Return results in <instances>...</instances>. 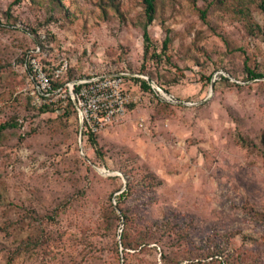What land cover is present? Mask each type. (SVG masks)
<instances>
[{"label":"rangeland","instance_id":"1","mask_svg":"<svg viewBox=\"0 0 264 264\" xmlns=\"http://www.w3.org/2000/svg\"><path fill=\"white\" fill-rule=\"evenodd\" d=\"M95 1L64 0L73 16L62 13L51 20L43 6L23 1L10 8L7 23L2 13L10 0H0V123L15 119L19 125L0 140L1 212L20 220L13 239L42 241L44 251L22 252L6 264H162L157 242L123 260L122 247L117 252L114 246L124 226L122 213L129 236L164 225L174 237L183 232L177 247L171 240L166 246L180 264H264V79L247 81L243 67L246 58L250 69L264 70L259 0H250L252 16L242 22L233 9L249 0H220L209 7L203 0H159L163 4L148 30L157 51L165 30H172L169 53L176 67L161 66L159 74L162 82L175 74L177 83L166 93L153 81L159 89L152 88L158 99L151 101L127 81L132 106L97 135L103 161L83 144L74 116L62 125L56 113H38L28 71L34 60L41 67L66 65L60 81L121 71L151 80L137 73L141 66L158 75L156 66L143 60V39L135 27L141 0H121L127 15L122 22L110 11L103 16ZM254 24L259 30L250 35ZM237 134L254 146H241ZM149 175L155 187L137 184ZM115 176L124 185L119 191ZM128 181L132 194L118 208L116 198ZM31 187L40 191L32 207L60 206L39 228L23 212ZM108 202L119 221L109 220Z\"/></svg>","mask_w":264,"mask_h":264},{"label":"trees","instance_id":"2","mask_svg":"<svg viewBox=\"0 0 264 264\" xmlns=\"http://www.w3.org/2000/svg\"><path fill=\"white\" fill-rule=\"evenodd\" d=\"M23 1H27L29 4L33 5L36 8L39 6L40 7L43 6L44 9H46L49 13L48 20H51L52 15L53 16L55 15L56 17L58 16L61 17L62 13H64L65 18H68L69 16L70 17L73 16V13H71V10L68 7H64V0H48L47 5H44V2L42 0H10V4L8 5V8L6 9L4 13H2V15L5 16V20L7 23L10 22L9 20H11L10 8L12 6L20 4ZM203 1L206 3L207 7L211 6L213 2L214 3L220 2V0H203ZM121 2H122L121 0H96L95 3L93 2L92 4L95 7L99 8L103 16L106 17L108 15L107 12L110 11L111 14L115 16V18H118L122 22L124 19L127 18V15L121 9V4H122ZM250 2H251L250 0L249 2L241 1L237 6L234 7L233 10L235 11V14L239 16L238 18L239 21L242 22L244 21L243 19H245L246 17L252 16L253 8ZM160 3L161 2H159V0H141L142 12L139 13L137 21L135 23V27L139 26L142 39H143V46H144L143 60L144 62L153 63L156 66V70H158V75L154 76L152 72L145 70V66H141L140 71L138 70L137 73L148 75L152 81H155V83L158 85V87H160V89L164 90L166 93H169L170 92L169 87L172 84L177 83V78H176L177 75L173 74L172 77L170 78V81H163L164 82L163 83L162 81H160L161 75L159 74V69H161L160 68L161 66L163 68L176 67L175 64L172 62V54L169 53L171 42H172L170 33H172V30L171 29L165 30V38L163 39L161 43V47L159 51H157L158 49L155 47V41L150 36L149 30H148V27L151 26L155 20L156 11ZM162 4L163 3H161V5ZM255 6H256L255 8L264 15V0L256 1ZM207 12H208V9L206 8H204L203 10H200V16L202 19L206 18ZM254 25L255 26H252L249 28L248 33L250 35H255V30L257 31L259 30V26L257 24H254ZM243 67H244V72L246 73L245 79L247 81H250V80L259 81L261 79H264V70L260 69L259 67L250 69L247 66L246 58L244 60ZM43 70L51 78L54 77L52 74V71L55 69L51 68L49 63L45 62L43 64ZM117 73H123V72L121 71ZM103 75H106V74L104 73ZM85 77L87 78L90 76L87 75ZM85 77L81 76L79 78H85ZM204 79L207 82H210L211 78L208 76V77H204ZM221 80L226 81V82L228 81V79L225 77H221ZM127 81H132L135 84H137L144 94L150 95L151 101H153L154 99H158L157 94L153 91V89L151 88V86L148 84L146 80L137 78V77H129V76L122 77V84L125 88V91L129 93L125 87ZM65 82L66 81H60L59 79H54L52 84H53V87L58 88V87H61ZM131 104L133 103L132 102L129 103L130 106H132ZM129 105L127 106V109ZM37 111L40 115L46 114V113H51V114L56 113V118L60 121V123H63L62 125H64V122H66L72 116H74L77 123H79L76 110L71 101H68V103L65 105V107L62 108L60 112H57V110L51 109L46 106L39 107ZM18 128H19L18 121L15 119H10L7 122L0 123V140L3 138V135L5 134L7 130L18 129ZM97 135H99V133L91 134V133L83 132L81 138H82L83 144H85V147L86 145H88L89 146L88 149L93 151L103 161V153L100 149V146L97 140ZM236 140L239 142L241 146L245 148H252L254 146V142L247 139L242 134H237ZM260 142L264 145V137L262 135L260 136ZM78 151H79V147H78ZM117 168L119 169L120 167H117ZM0 177H1V174H0ZM111 179L117 181L118 183L117 191L123 188L124 185H123L122 179L119 176L112 177ZM154 181H155V177L149 175L144 181L137 182V184L141 185L144 189L153 188L156 185L154 186L150 184V182H154ZM133 188H134V184L128 181L127 184L125 185V189L116 198V205L118 208L120 207L121 201L125 199L126 197H128L130 194H132L131 191ZM3 191L4 190H0V198L3 196L2 194ZM26 191H29V200L31 199V202L29 201V204H30L29 206L28 205L24 206L23 212L26 214L27 217H29V220L33 222L32 225L39 228L41 220L43 219L53 220L55 217L53 213H58L60 206L56 207L54 205L55 207L53 206L51 210L37 209L39 207L37 208L34 207L35 205L32 202L38 201L37 200L38 197L36 194H39L40 191L37 188H32V187L27 188ZM32 205L34 206L32 207ZM1 210H2V205H0V254L1 255L5 254L3 256H5L6 260L5 259L3 261L0 260V264L11 263L12 260L15 257L19 256L20 253L22 252L23 254L25 253L26 255H29L31 253L33 254L43 253L44 251L42 248V245H43L42 241H36V244H35L31 242V237L29 239L25 237L23 241H19V238L13 239L14 234H12V230L14 226L17 225V223L20 220L11 219L10 217H6L1 212ZM249 210H250L249 213L255 215V217L256 215L258 216V212L256 210L254 209H249ZM105 212H107L106 214L112 215V218H110L109 215H105L107 219L110 218L109 220L119 221L120 217L114 213L115 207L111 202H108L107 209H105ZM121 216L123 218L124 226L122 228L121 234H119V241L116 242L114 246L116 247L117 252H118V246L122 247L121 253H122L123 260L126 259V256L129 254L130 251L142 250L143 248L149 246L150 243L155 244L157 242V244H160L163 247L161 251V259L163 261L162 264H180L181 263L179 260H176V261L172 260V258L170 257L171 254L169 252V248L166 246L168 244V241L171 240L173 242V243L171 242L172 245H174V247H177L178 243L182 241V239L184 238L183 232L179 233L178 235H175L176 237H174V235H172L174 233H172L171 228L168 225H164L163 227H160V228L151 227L147 229V231H144L143 235L133 237V235L131 234V236H129L130 233H128L129 232L128 217L124 215V213H122ZM262 216L264 218V215ZM159 231L161 232L160 233L161 235L159 237L162 238V240L156 236L157 232ZM10 250H12V252H9V254L11 255L7 258L8 251ZM207 256L212 257L213 255L212 253H209ZM1 257L2 256H0V259Z\"/></svg>","mask_w":264,"mask_h":264},{"label":"built area","instance_id":"3","mask_svg":"<svg viewBox=\"0 0 264 264\" xmlns=\"http://www.w3.org/2000/svg\"><path fill=\"white\" fill-rule=\"evenodd\" d=\"M65 70L66 65L53 70L54 77L51 78L37 61L30 62L28 71L36 94L33 104L57 110L71 101L78 116L81 134H97L121 121L132 100L122 84L125 73L91 75L66 81L58 88L53 87L54 79H59Z\"/></svg>","mask_w":264,"mask_h":264},{"label":"water","instance_id":"4","mask_svg":"<svg viewBox=\"0 0 264 264\" xmlns=\"http://www.w3.org/2000/svg\"><path fill=\"white\" fill-rule=\"evenodd\" d=\"M145 80L148 82V84L151 86V88H155V87L158 88L157 85L153 81L149 80L148 78H146ZM213 84H214V82L211 81V83H210L211 90L213 89ZM81 136H82V134H81V132H79V137L81 138Z\"/></svg>","mask_w":264,"mask_h":264}]
</instances>
